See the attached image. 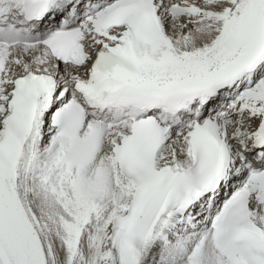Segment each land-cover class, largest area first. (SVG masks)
I'll return each instance as SVG.
<instances>
[{
  "label": "snow or ice",
  "instance_id": "1",
  "mask_svg": "<svg viewBox=\"0 0 264 264\" xmlns=\"http://www.w3.org/2000/svg\"><path fill=\"white\" fill-rule=\"evenodd\" d=\"M0 264H264V0H0Z\"/></svg>",
  "mask_w": 264,
  "mask_h": 264
}]
</instances>
